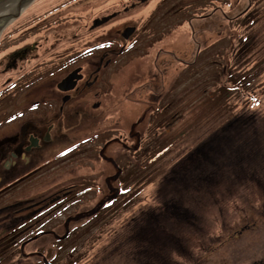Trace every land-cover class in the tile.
<instances>
[{
  "label": "rangeland",
  "instance_id": "obj_1",
  "mask_svg": "<svg viewBox=\"0 0 264 264\" xmlns=\"http://www.w3.org/2000/svg\"><path fill=\"white\" fill-rule=\"evenodd\" d=\"M17 1L0 7V13L10 12ZM67 1L77 0H47ZM78 1L63 9L69 11L67 18L51 28V34L63 35L59 46L94 12L120 9L134 0ZM159 1L163 8L154 15L148 1L125 16L129 22L137 18L139 29L128 48L104 70V82L101 79L95 86L106 84V105L100 110L105 119L100 122L93 116L97 125L90 126L91 131L86 126L67 133L64 152L53 164L58 166L46 168L49 173L35 182H16L6 189L0 184V232L4 233L0 264H126L113 258L110 248L121 240L132 218L161 203L159 186L171 169L239 114L253 118L251 126L230 138L242 151L234 171L224 167L215 182L200 181L199 187L180 192L197 220L195 226L186 224L182 237L186 241L190 230L198 227L209 232L212 242L202 252L188 241L195 255L189 264H264V0H251L253 24L238 14L247 0ZM44 2L33 0L21 15L0 27V56L16 40L32 39L23 23L40 20L37 12L42 9H37ZM207 2L217 4L218 11L212 18H198L212 9ZM94 6L102 9L94 11ZM219 9L235 16L227 21ZM70 58L77 57L63 59ZM90 58L97 61L93 55ZM91 63L89 70L94 69ZM25 74L29 104L46 96L63 71L34 75L26 70ZM29 74L40 78L41 84L32 83ZM84 98L88 110L98 112L89 109L88 101L95 97L86 92ZM93 128L100 131L93 134ZM127 134L141 141L133 154ZM75 144L76 151L71 152L69 147ZM71 175L89 178V189H75L76 194L61 197L36 218L25 215V205L68 186ZM14 218L32 219L19 233ZM9 225L13 231H7ZM28 232L34 236L27 240ZM66 232L69 235L59 239ZM177 260L187 264L185 256Z\"/></svg>",
  "mask_w": 264,
  "mask_h": 264
},
{
  "label": "flooded vegetation",
  "instance_id": "obj_2",
  "mask_svg": "<svg viewBox=\"0 0 264 264\" xmlns=\"http://www.w3.org/2000/svg\"><path fill=\"white\" fill-rule=\"evenodd\" d=\"M148 1L153 3L152 8L155 9L153 15L159 8H163V1L160 3L159 0H134L127 5H122L120 9L94 12L95 14L89 19L88 17L83 19L78 30L71 34L72 38L69 37L70 40L65 41L61 46L58 42L63 35L51 34V28L58 26L60 21L67 18L69 11H63V9L70 8L71 4H78V0L56 3L45 0L44 5L37 9H42L37 12V19L41 18L40 20L30 22L31 19H25L23 24H27L29 30L27 36L32 39L28 41L29 39L25 36L16 40V43H12L0 56V184H4L1 189L9 188L16 182H35L38 176L49 173V171L45 172L46 168L53 170L55 166H58L53 164L64 152L62 150L65 144L62 142L67 133L80 131L86 126L90 130V126L97 125L96 118L93 116H98L100 122L105 119L106 113L100 110L105 109L106 105L104 100L108 93L106 84L99 89H95V86L101 79L104 82V70L128 48L129 42L139 29L136 25L140 23L136 20L137 18L129 22L125 20V16L141 3ZM251 2L247 0V7H250ZM211 3L214 6L208 2L206 5L212 6V9L199 14L198 18H212L219 6L214 2ZM227 6L231 7V4L227 2ZM103 8H105L104 5ZM93 9L98 11L102 8L94 6ZM219 10L222 18L227 21L235 16L226 15L222 9ZM246 10L245 8L238 14L241 15ZM187 22L191 26L190 22ZM20 26L22 28V24ZM68 55H75L77 58L63 59ZM92 55L97 57V61L91 60ZM91 62H93V70L88 69ZM76 68H78L76 75H80L76 84L69 90H60L57 87L58 83ZM59 69L63 71V74L52 82L48 94L28 104V98L25 95L26 70L37 75L40 72L50 70L52 72ZM34 75L29 74L28 79L37 85L41 84L40 78ZM2 76L7 77L2 80ZM32 77L35 78L32 79ZM86 92H90L95 97V100L92 99L93 102L88 101L89 109L98 110V112L91 113L92 111L88 110V103L84 98ZM64 97L65 101H63ZM165 104L168 106L167 103ZM163 107L166 109L165 106ZM96 131L99 132L100 129L93 128V134ZM126 138L132 154L138 151L141 141L139 142L138 138L134 140L133 135L130 138L127 134ZM76 148V144L71 145L69 150L75 152ZM73 177V175L70 176L72 181L68 186L48 192L46 196H41V199L25 205L27 208L25 215L36 218L40 211L61 197L68 196L72 192V195L76 194L75 189L78 190L80 187L82 191L89 189L86 185V181H90L89 178L85 175L78 179Z\"/></svg>",
  "mask_w": 264,
  "mask_h": 264
},
{
  "label": "trees",
  "instance_id": "obj_3",
  "mask_svg": "<svg viewBox=\"0 0 264 264\" xmlns=\"http://www.w3.org/2000/svg\"><path fill=\"white\" fill-rule=\"evenodd\" d=\"M252 10L251 4L240 15L249 24L254 23L251 17ZM252 118L253 116L244 114L234 116L222 127L221 131L219 130L173 167L159 186L163 196L160 201L162 204H156L151 210L141 211L137 217L132 218L121 240L110 248L112 251L110 255L114 256L113 258H122L126 264H180L177 259L185 256L189 264L195 255L191 253L188 241L198 246V251H208L212 242L209 232L205 229L201 231L197 227L192 232L190 230L186 241L182 237V230L186 224L195 226L197 220L196 214L185 204L180 192L199 187L200 181L215 182L224 167L229 171L232 168L234 171L242 151L234 148L233 140L230 138L240 135L242 130L251 126L250 119ZM165 193H168L167 198ZM5 213L4 211L2 214ZM14 220L18 223L16 224L17 231L24 233L26 228L23 229V226L28 220L25 219L26 221L22 222L19 218H14ZM167 223L172 227H167ZM206 223L210 221L206 219ZM6 229L13 231L14 227L11 228L9 225ZM209 231L213 233L212 229ZM33 234L28 232L26 239L33 237ZM68 235L69 233L66 232L59 239ZM5 254L2 255V259L5 258ZM43 264L49 263L44 261Z\"/></svg>",
  "mask_w": 264,
  "mask_h": 264
},
{
  "label": "water",
  "instance_id": "obj_4",
  "mask_svg": "<svg viewBox=\"0 0 264 264\" xmlns=\"http://www.w3.org/2000/svg\"><path fill=\"white\" fill-rule=\"evenodd\" d=\"M11 1L13 0H0V7H2L3 5ZM31 1L32 0H18L15 5L16 6L15 10L12 13L7 12V11L1 12L0 13V27L8 23L11 19L16 18ZM77 71H78V68L72 70L67 76H65L58 83L57 87L63 91L73 88V86L76 84V80L80 78V75H76ZM65 99L66 98L64 97L63 101H65Z\"/></svg>",
  "mask_w": 264,
  "mask_h": 264
},
{
  "label": "bare ground",
  "instance_id": "obj_5",
  "mask_svg": "<svg viewBox=\"0 0 264 264\" xmlns=\"http://www.w3.org/2000/svg\"><path fill=\"white\" fill-rule=\"evenodd\" d=\"M15 7H16V6H14L13 8H11V11H10L11 13L15 10Z\"/></svg>",
  "mask_w": 264,
  "mask_h": 264
}]
</instances>
